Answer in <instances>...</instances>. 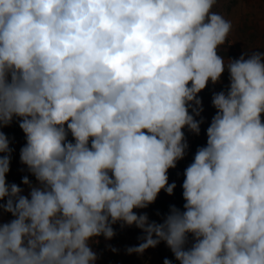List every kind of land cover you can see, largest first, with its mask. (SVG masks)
Segmentation results:
<instances>
[{
  "label": "clouds",
  "instance_id": "obj_1",
  "mask_svg": "<svg viewBox=\"0 0 264 264\" xmlns=\"http://www.w3.org/2000/svg\"><path fill=\"white\" fill-rule=\"evenodd\" d=\"M216 4L0 0V129L18 123L35 178L22 177L27 195L7 182L14 149L0 130V210L13 217L0 223V264H96L90 241L117 223L143 233L128 254L164 242L179 264H264V52L225 63L233 24ZM225 70L183 209L162 223L137 214L174 194L183 129L200 134L199 93Z\"/></svg>",
  "mask_w": 264,
  "mask_h": 264
},
{
  "label": "rangeland",
  "instance_id": "obj_2",
  "mask_svg": "<svg viewBox=\"0 0 264 264\" xmlns=\"http://www.w3.org/2000/svg\"><path fill=\"white\" fill-rule=\"evenodd\" d=\"M213 11L221 14L225 19L230 20L233 24L232 32L225 43L226 46L222 45L221 49L224 51L221 56L224 58L225 63H227L229 58H235V56L231 57V52L237 54L239 58L242 54L247 53V55H251L253 51H259L258 49H255V46L258 45L262 39H264V0H217V4ZM228 52L230 54H228ZM260 52H264V45L263 50ZM222 85L229 86V73L227 70H225L222 74L221 81L219 83L215 85L209 83L208 86L201 93H199V96H206L208 99L204 97L205 99L203 98V101H210L212 99V95H210L209 92L207 93L206 90L213 88V93L214 91H224V87H222ZM216 88H218V91H216ZM215 113V108L208 102L207 105H205V108H203L201 116L196 117L197 120H200V117H202L204 121L200 126V134L196 135L187 128L183 129L189 148L184 159L178 161L177 167L169 170L168 176L176 178V176L181 175V169L184 168L185 165L188 166L193 161L197 148L206 145V129ZM0 130L7 134L11 140L10 147L14 149L11 158L10 172L6 177L8 181L17 175L28 173L26 166L20 163L19 158L20 149L24 146L26 140L24 133L19 128L18 123L15 120L11 126ZM193 136H195V138H193ZM69 139H71L70 136ZM0 155L3 154L0 153ZM20 186L24 189L23 194L27 195L29 192L28 187L26 185ZM134 211H136L137 214L147 213L149 220L155 221L152 219L153 217H151V212L149 213V210L134 209ZM11 219H13L12 216L8 215L7 212H3V210H0V223H7ZM163 220L164 218L161 221L156 220L155 222L162 223ZM113 227L116 235L111 240H106L103 236H101L94 238L93 241H90L93 251H95L98 255L96 264H132L134 255L137 257V264H163L165 258L170 259L172 264H179V262L175 260L173 253L164 242H161L155 248L147 249L143 254H128L126 252L128 247L137 246L141 242L138 237L143 235L142 231L135 226H126L121 228L119 223L113 225ZM189 240L191 241V236L189 237ZM104 242L108 246L105 251L102 248ZM111 247L116 248L118 251H111Z\"/></svg>",
  "mask_w": 264,
  "mask_h": 264
},
{
  "label": "trees",
  "instance_id": "obj_3",
  "mask_svg": "<svg viewBox=\"0 0 264 264\" xmlns=\"http://www.w3.org/2000/svg\"><path fill=\"white\" fill-rule=\"evenodd\" d=\"M263 45H264V39H262L258 45H256L255 49H258L259 51L263 50ZM223 46H226L225 44ZM222 46L219 47L218 52L221 55L224 51L221 50ZM228 54H230L228 52ZM231 57L237 58V54H235L234 52H231ZM187 167V165H185ZM184 166V168H186ZM182 167V165H181ZM182 168V169H184ZM181 169V175L176 176V178H171L169 176V183L175 182L176 183V188L174 189V194L169 196L168 194H166V192H164L163 190H161V192L159 193L155 203L149 205L147 208H145L146 210H149V213L151 214V217H153L152 219H154L155 221H161L169 212V207L170 205H175L176 207L183 209V204H184V200L182 197V183H183V179H184V170ZM28 175L29 179L32 182H35V178L33 176H31L29 173L26 174H20L17 175L16 177L8 180L7 182L9 184L11 183H16L17 185H23L22 184V177ZM8 215L12 216L10 213H7ZM101 237V236H100ZM132 264H137V257L134 255V258L132 259Z\"/></svg>",
  "mask_w": 264,
  "mask_h": 264
},
{
  "label": "crops",
  "instance_id": "obj_4",
  "mask_svg": "<svg viewBox=\"0 0 264 264\" xmlns=\"http://www.w3.org/2000/svg\"><path fill=\"white\" fill-rule=\"evenodd\" d=\"M222 87H224V91H227L228 86H226V85H222ZM216 89H217L216 91H218V88H216ZM212 90H214V89H213V88L208 89V90H206V92H207V93L209 92L210 95H213V91H212ZM214 92H215V91H214ZM204 97L206 98V96H204ZM204 97H200V98L202 99V105H203V108H205V105H207L208 102H209L210 104H212V103H211V100H210V101H208V100H207V101H203V98H204ZM205 98H204V99H205ZM206 99H208V98H206ZM200 118H201V117H200ZM105 242H106V241H105ZM105 242H104V243H105ZM99 243H100V242H99ZM104 243H103L102 248H103V250L105 251V249H107L108 246H107L106 243H105V244H104ZM100 250H101V247H100ZM104 254H105V253H104ZM103 263H104V262H103Z\"/></svg>",
  "mask_w": 264,
  "mask_h": 264
},
{
  "label": "built area",
  "instance_id": "obj_5",
  "mask_svg": "<svg viewBox=\"0 0 264 264\" xmlns=\"http://www.w3.org/2000/svg\"><path fill=\"white\" fill-rule=\"evenodd\" d=\"M237 58H238V56H237ZM193 138H195V136H193Z\"/></svg>",
  "mask_w": 264,
  "mask_h": 264
}]
</instances>
